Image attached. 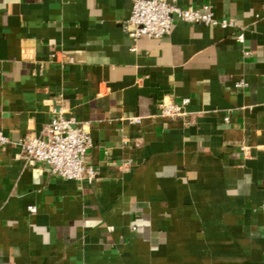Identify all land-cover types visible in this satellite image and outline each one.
Segmentation results:
<instances>
[{"label":"crops","instance_id":"obj_1","mask_svg":"<svg viewBox=\"0 0 264 264\" xmlns=\"http://www.w3.org/2000/svg\"><path fill=\"white\" fill-rule=\"evenodd\" d=\"M135 1L0 0V131L42 136L65 107L98 171L64 180L5 146L0 264H264V0H176L236 28L177 21L132 51Z\"/></svg>","mask_w":264,"mask_h":264},{"label":"built area","instance_id":"obj_2","mask_svg":"<svg viewBox=\"0 0 264 264\" xmlns=\"http://www.w3.org/2000/svg\"><path fill=\"white\" fill-rule=\"evenodd\" d=\"M177 21L193 25H204L221 29H235L233 21L215 17L212 7L182 8L176 0H136L131 16L125 23V30L130 34L136 51V43L142 37L161 39L170 35ZM238 42H244V35L237 34ZM245 86L244 82L237 87ZM191 100L179 102L164 101L160 105V117L185 119L189 116L187 108ZM54 117L45 128L42 136L29 134L13 142L0 131V151L7 145L14 144L20 148L18 159L25 164L43 166L54 176L79 184L91 183L98 177L97 169L89 163L88 154L93 147V140L86 125L75 116L68 114L65 107L53 109ZM141 117L130 118L132 124H140ZM31 213L36 208L31 207Z\"/></svg>","mask_w":264,"mask_h":264}]
</instances>
